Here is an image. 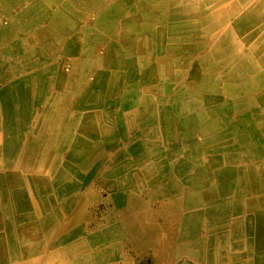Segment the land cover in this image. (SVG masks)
I'll return each instance as SVG.
<instances>
[{"label":"bare ground","instance_id":"1","mask_svg":"<svg viewBox=\"0 0 264 264\" xmlns=\"http://www.w3.org/2000/svg\"><path fill=\"white\" fill-rule=\"evenodd\" d=\"M112 187L206 212L190 256L262 264L264 0H0V264H130L128 228L87 230Z\"/></svg>","mask_w":264,"mask_h":264},{"label":"rangeland","instance_id":"2","mask_svg":"<svg viewBox=\"0 0 264 264\" xmlns=\"http://www.w3.org/2000/svg\"><path fill=\"white\" fill-rule=\"evenodd\" d=\"M120 194L121 195H119L118 198H112L111 201L105 203V200H107V194L99 192L98 190H96V188L93 190L91 198L93 200L92 202H94L96 205L92 209H87L88 217L92 221V223L89 224V227H87L88 231L94 229L93 222L95 220L96 224L102 222L107 224L108 221L106 220V217H111L110 221H112V223L115 224L116 227H118L119 225L120 227L123 226L124 228H128L125 230L116 228L113 231L115 235H118L117 237H120V234L129 235V233L131 232V238L129 240L123 241L122 243L118 242L114 246L118 247L119 249L121 248L120 250L127 257V259L130 260V264H206L204 258L201 257L203 254H196L194 256H190L189 249L192 248L191 246H185L182 242H179L178 245L175 243V241L177 240L176 237L178 233H182L183 230L178 231L176 229H173L172 231V229H170V225L175 222L171 216V211L173 210L171 209V201H169V203L165 202L160 205L155 198H138L131 195L130 192ZM198 215L199 218L196 217V219L194 220V222L196 221L194 225L197 228L195 229V235H198L197 239L200 237L202 239H204L205 237L209 239L211 237L212 231L208 229V226L206 224L207 219L202 215V213ZM171 220L173 222H170ZM160 222H162L164 226L163 231H161V233L159 230H156L158 227V223ZM156 231L159 232L158 235H154ZM170 232L174 233V235L172 234V237L176 239L173 241L174 244H172L170 247L168 246V248L166 247L167 250H169V255H160V253H155L156 248L155 246H153L154 244L152 242L155 243L157 240L163 238L166 239ZM133 233L146 237L145 240H142V243L148 244V247L144 248L141 246H137L135 243V241L137 240L135 238L136 235H134ZM147 236H150V238ZM200 246L201 248L199 250H204L207 254L210 253V244H205L204 246L203 244H200Z\"/></svg>","mask_w":264,"mask_h":264},{"label":"crops","instance_id":"3","mask_svg":"<svg viewBox=\"0 0 264 264\" xmlns=\"http://www.w3.org/2000/svg\"><path fill=\"white\" fill-rule=\"evenodd\" d=\"M112 190L114 191V193H113V199H115V198H118V196L119 195H121L120 193H125V191L124 192H122L121 190H119V191H116L115 190V188H113L112 187ZM130 190H128L127 192H129ZM130 193H131V195H133L134 197H138V198H144L145 199V197L144 196H142V195H140V194H137L136 192H133L132 190L130 191ZM136 194V195H135ZM140 195V196H139ZM177 196V197H176ZM175 197V198H174ZM174 199V200H173ZM176 200V201H175ZM169 201H172L171 202V209H173L172 211H171V216H172V218L176 221V222H174V223H172V224H174V225H170V229H176V230H183V228H185L184 230L186 231V232H190L191 234H190V239H185L184 237H183V234H179L178 233V235H177V240L175 241V243L178 245L179 244V242L181 243H184V245H186L185 243H187V245L186 246H193V245H197V244H203V246L205 245V244H210V246H211V250L209 251L210 253L209 254H212L213 253V251L215 252V251H217L218 249H215L216 248V243H215V241L217 240V237H219L221 234V232H223V230L222 229H220V228H214V227H211V228H209L208 227V229L209 230H211L212 231V234H211V237L208 239L207 237H205L204 239H200V238H196L197 236L195 235V222H194V220L196 219V217H198V214L199 213H197L196 211H192V210H183V209H180V208H182V201H181V194H174V195H172L171 197H169V199H165V200H161V202H159V204L161 205L162 203H169ZM177 205H180V206H177ZM181 210V211H180ZM177 213V214H176ZM179 214V215H178ZM197 214V215H196ZM206 212H203L202 213V215L205 217L206 216ZM217 214H218V217L219 218H225V217H227L230 221H233V220H235V219H237V217H238V214H237V212H232V211H223V212H219V213H215V214H211V215H213V216H217ZM178 217V218H177ZM184 217V218H183ZM161 224V225H160ZM160 224L158 223V227H157V229L156 230H159L160 231V233H161V231L163 230V224H162V222H160ZM231 225V224H230ZM172 226H174V227H172ZM218 233V234H217ZM220 234V235H219ZM173 236V235H172ZM172 238H174V237H172ZM175 238V239H176ZM174 239V240H175ZM196 239V240H195ZM187 241V242H186ZM199 241H200V243H199ZM172 244H174L173 243V241H172ZM171 244V245H172ZM219 244V246L221 245V243L219 242L218 243ZM222 253V251H220L219 250V252H218V254L220 255ZM224 253H226L225 254V256H227L228 255V253H230V251H225ZM222 256V255H221ZM248 259V258H247ZM251 258H249L248 259V261L247 262H251ZM262 264H264V261H262Z\"/></svg>","mask_w":264,"mask_h":264}]
</instances>
